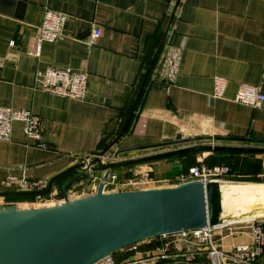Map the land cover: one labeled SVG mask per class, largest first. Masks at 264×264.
Returning a JSON list of instances; mask_svg holds the SVG:
<instances>
[{
  "label": "crops",
  "instance_id": "1",
  "mask_svg": "<svg viewBox=\"0 0 264 264\" xmlns=\"http://www.w3.org/2000/svg\"><path fill=\"white\" fill-rule=\"evenodd\" d=\"M46 6L71 17L65 34L58 41L43 42L40 56H34L31 51ZM95 27L101 28L102 34L95 44H89L86 38ZM168 44L182 48L181 65L172 83L163 77ZM51 66L87 70V98L72 99L40 89L36 73ZM216 76L228 82L223 98L212 95ZM242 84L258 86L264 92V0H0V105L30 109L43 120L40 141L28 139L21 122L13 124L11 140H0V191L12 190L3 185L9 173L49 180L76 163L93 159L119 134L131 112L127 132L109 152L113 160L115 149L177 138H264V109L234 101ZM152 152L157 151L123 153L119 159ZM200 153L113 171L127 176L137 168L151 166L152 174L162 179L208 157H225ZM175 161L182 166H174ZM216 169L225 190L231 192L228 213L245 218L248 212L238 215L243 209L239 203L249 199L242 193L244 186L264 185V181H233L228 168ZM82 171L76 169L59 180L54 193L60 194V187ZM103 175L88 170L68 191L81 184H97ZM257 176L264 180V163ZM237 186L240 192L234 195ZM256 196L252 201L264 203V189ZM33 200L0 197V204L46 206L22 205ZM253 220L264 221V215L226 221L217 227L220 249L228 252L236 245L251 243ZM166 240L161 236L141 241L113 257L117 264L169 262L172 260H150ZM209 258L204 250L194 261ZM254 264H264V252Z\"/></svg>",
  "mask_w": 264,
  "mask_h": 264
},
{
  "label": "water",
  "instance_id": "2",
  "mask_svg": "<svg viewBox=\"0 0 264 264\" xmlns=\"http://www.w3.org/2000/svg\"><path fill=\"white\" fill-rule=\"evenodd\" d=\"M131 112L123 129L89 163H76L49 179L45 190L0 191V197L47 195L72 171H83L63 186L64 202L51 206L20 208L0 204V264H97L133 244L173 233L221 227L232 216L224 215L220 180L190 181L179 185L104 192L100 182L95 193L69 197L68 189L91 168L106 179L115 168L174 158L206 151L264 153V138L229 135H200L115 149L111 162L96 165L99 156L114 149L127 132ZM234 143V144H233ZM163 150H159V149ZM156 150L149 154L119 159L123 153ZM181 167L182 162L175 161ZM264 215V208L262 210ZM156 264H212L184 260ZM227 264H240L231 260Z\"/></svg>",
  "mask_w": 264,
  "mask_h": 264
},
{
  "label": "built area",
  "instance_id": "3",
  "mask_svg": "<svg viewBox=\"0 0 264 264\" xmlns=\"http://www.w3.org/2000/svg\"><path fill=\"white\" fill-rule=\"evenodd\" d=\"M70 15L62 10L46 6L41 24L38 26V33L35 39V47L31 51L34 56H40L42 44L45 41H58L64 34L65 28L70 20ZM102 34L101 28H93L87 36L89 44H95ZM14 44V41L11 42ZM167 57V68L163 74L168 83L175 81L182 60V48L168 44L165 51ZM36 77L39 88L55 95L72 99L85 100L88 94V71L74 69L70 66L48 67L45 70H38ZM228 82L226 78L216 76L214 79L213 97L223 98L225 96ZM234 101L264 109V92L258 87L250 84H242L234 98ZM23 123L24 132L28 139L40 141L43 135V120L41 116L30 109H15L0 105V140L9 141L12 137L13 124ZM99 154L94 155L97 157ZM93 158V159H94ZM93 159H89V163ZM113 160L112 154L99 156L96 165H103ZM88 170H91L89 168ZM151 166L144 169L137 168L133 173L122 176L111 171L105 179L104 175L96 184H81L75 190H69V197L77 198L81 194L95 193L100 182H104V192L124 191L126 189H144L160 186L179 185L190 181L208 182L220 180L217 169L208 165L204 160L188 170L182 171L170 178H156ZM4 187L12 190L40 191L45 190L49 180L45 178H29L25 175L9 173L3 180ZM90 185V188H89ZM89 188V189H88ZM81 193V194H80ZM64 197L52 191L47 195H34L31 203L45 204L46 206L56 205L64 202ZM217 227L207 226L201 229L185 230L162 237L167 238L163 243L160 253L153 255L151 262L163 259L172 261L184 260L193 262L202 252L207 251L212 264H227L228 260L240 264H254L257 256L264 252V221L253 220L251 224V243L236 245L231 251L225 252L220 249L216 240ZM161 237V236H160ZM172 249V250H171ZM106 264H117L113 255L104 259Z\"/></svg>",
  "mask_w": 264,
  "mask_h": 264
},
{
  "label": "rangeland",
  "instance_id": "4",
  "mask_svg": "<svg viewBox=\"0 0 264 264\" xmlns=\"http://www.w3.org/2000/svg\"><path fill=\"white\" fill-rule=\"evenodd\" d=\"M209 152H213V151H206L205 153L210 154ZM197 153H200V152H197ZM207 156H209V155H207ZM224 156L225 157L223 159H219V160H215L214 158H211V157H208L204 160L211 162V165L214 168H220L221 166L228 168L229 172L234 175L233 178L230 179L233 181H242L243 182V181H250V180H237V179H244V178L252 179L255 177L261 178L257 175L260 172H263L264 156H262L260 154H256V153H244V152H233V153H228ZM217 162H219V163H217ZM261 181H264V180H261ZM252 185H256V184H252ZM244 187H246V186H244ZM237 188L238 187L234 188V195L236 192H240L237 190ZM242 193H245V190ZM84 195H86V194H84ZM244 195L246 197H249L246 194H244ZM256 195L249 197V199L246 202H252L253 198ZM81 196H83V194H81ZM230 196H231V194H230ZM28 204H39V202H37V203L23 202L22 203V205H28ZM242 208L243 209H241V212L238 214L240 216L246 212H249V210H247V208H245V206H242Z\"/></svg>",
  "mask_w": 264,
  "mask_h": 264
},
{
  "label": "bare ground",
  "instance_id": "5",
  "mask_svg": "<svg viewBox=\"0 0 264 264\" xmlns=\"http://www.w3.org/2000/svg\"><path fill=\"white\" fill-rule=\"evenodd\" d=\"M224 186L225 185H223L222 188H223V202H224V215L225 216H232L233 218H231V219H234V220H244V219H252L256 216L263 215L262 210L264 208V203L260 199H258L256 202L244 201V202L239 203V204H241V206H245V208H247V209L250 208L248 214L244 215L245 218H239V217H236L235 215L233 216V215L229 214L228 213V206H227L228 205L227 196L230 197V195H229L230 191H226ZM244 188H245L244 194H247V196L252 197V196L256 195V193L258 195V192H260L262 189H264V185H251V186L247 185Z\"/></svg>",
  "mask_w": 264,
  "mask_h": 264
},
{
  "label": "trees",
  "instance_id": "6",
  "mask_svg": "<svg viewBox=\"0 0 264 264\" xmlns=\"http://www.w3.org/2000/svg\"><path fill=\"white\" fill-rule=\"evenodd\" d=\"M197 152H193V153H188V154H195ZM216 154H228V153H233V152H228V151H218V152H215ZM184 155H187V154H182V155H179V156H184ZM208 165L212 166L211 163H209V161H205ZM213 167V166H212ZM237 180H250V181H260L262 179L258 178V177H255V178H252V179H249V178H244V179H237ZM8 199L10 200H32L34 199V195H30V196H8Z\"/></svg>",
  "mask_w": 264,
  "mask_h": 264
}]
</instances>
